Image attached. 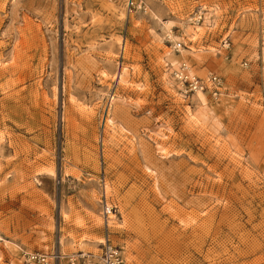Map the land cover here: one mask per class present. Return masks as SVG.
Wrapping results in <instances>:
<instances>
[{
    "label": "rangeland",
    "instance_id": "rangeland-1",
    "mask_svg": "<svg viewBox=\"0 0 264 264\" xmlns=\"http://www.w3.org/2000/svg\"><path fill=\"white\" fill-rule=\"evenodd\" d=\"M144 2L0 0V264L97 251L104 189L125 264H264V0Z\"/></svg>",
    "mask_w": 264,
    "mask_h": 264
},
{
    "label": "built area",
    "instance_id": "built-area-1",
    "mask_svg": "<svg viewBox=\"0 0 264 264\" xmlns=\"http://www.w3.org/2000/svg\"><path fill=\"white\" fill-rule=\"evenodd\" d=\"M145 6L144 0H126L128 12L141 9ZM201 18V14H198ZM184 70H176V76L181 80L184 90L187 93L195 92L197 89L206 90L211 88L214 95L222 92L224 80L222 76L211 73L207 79L198 76L192 77L184 73ZM102 214L104 216L105 234L100 242L98 252L93 250H79L75 253H64L59 247L51 252L42 250H23V257L26 264H125V256L122 249L116 244L109 230V215L116 212L117 205L110 201L106 189L102 192ZM65 261V263H63Z\"/></svg>",
    "mask_w": 264,
    "mask_h": 264
},
{
    "label": "bare ground",
    "instance_id": "bare-ground-1",
    "mask_svg": "<svg viewBox=\"0 0 264 264\" xmlns=\"http://www.w3.org/2000/svg\"><path fill=\"white\" fill-rule=\"evenodd\" d=\"M200 31V30H199ZM177 71L178 70H184L185 72L184 73H186L187 75H189V76H192V74H191V70H190V67L188 66V64L187 63H182L181 65H180V67L178 68V69H176ZM175 70V71H176ZM192 77H196V75L195 76H192ZM200 91H205L206 92V90H202V89H197L195 92H194V94L195 93H197V92H200ZM223 91V90H222ZM108 193V192H107ZM109 204H111L110 203V201L108 202ZM116 216V214H115V212H111L110 213V215H109V221H110V219L112 220V218L113 217H115ZM103 219H104V216H103ZM104 221V220H103ZM113 222V221H112ZM109 227H111V225L109 224ZM103 239H104V237H103ZM96 241H100V240H96ZM101 242V241H100ZM100 242H99V245H100ZM99 245H98V247H97V251H94V252H98V250H99Z\"/></svg>",
    "mask_w": 264,
    "mask_h": 264
}]
</instances>
